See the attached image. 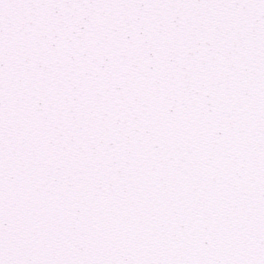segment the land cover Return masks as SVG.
Returning <instances> with one entry per match:
<instances>
[{"label": "snow or ice", "instance_id": "snow-or-ice-1", "mask_svg": "<svg viewBox=\"0 0 264 264\" xmlns=\"http://www.w3.org/2000/svg\"><path fill=\"white\" fill-rule=\"evenodd\" d=\"M0 264H264V0H0Z\"/></svg>", "mask_w": 264, "mask_h": 264}]
</instances>
